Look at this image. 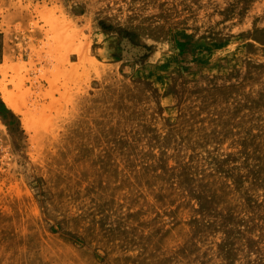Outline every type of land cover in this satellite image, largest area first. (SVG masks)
<instances>
[{"label":"rangeland","instance_id":"rangeland-1","mask_svg":"<svg viewBox=\"0 0 264 264\" xmlns=\"http://www.w3.org/2000/svg\"><path fill=\"white\" fill-rule=\"evenodd\" d=\"M0 264H264V0H0Z\"/></svg>","mask_w":264,"mask_h":264}]
</instances>
